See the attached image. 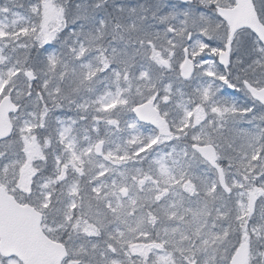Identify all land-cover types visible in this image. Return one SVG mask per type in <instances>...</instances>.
Here are the masks:
<instances>
[{"label":"snow or ice","instance_id":"1","mask_svg":"<svg viewBox=\"0 0 264 264\" xmlns=\"http://www.w3.org/2000/svg\"><path fill=\"white\" fill-rule=\"evenodd\" d=\"M0 264H264V0H0Z\"/></svg>","mask_w":264,"mask_h":264}]
</instances>
